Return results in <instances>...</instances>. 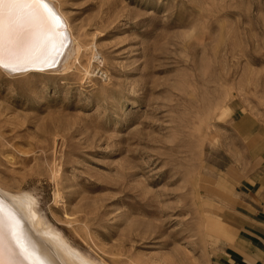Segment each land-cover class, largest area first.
<instances>
[{
	"label": "rangeland",
	"instance_id": "374dc122",
	"mask_svg": "<svg viewBox=\"0 0 264 264\" xmlns=\"http://www.w3.org/2000/svg\"><path fill=\"white\" fill-rule=\"evenodd\" d=\"M51 3L81 51L0 69V184L93 264H211L264 161V0Z\"/></svg>",
	"mask_w": 264,
	"mask_h": 264
},
{
	"label": "bare ground",
	"instance_id": "6f19581e",
	"mask_svg": "<svg viewBox=\"0 0 264 264\" xmlns=\"http://www.w3.org/2000/svg\"><path fill=\"white\" fill-rule=\"evenodd\" d=\"M44 3L47 4L48 8L54 13L62 25L61 34L65 38L64 47L59 49L58 54L53 53L52 49L56 44V40L44 34H37L31 42L25 45L27 54L31 59L28 61L21 60L15 65V71L0 68L6 73L18 74L28 71L46 70L51 68L59 57L62 56V63L68 59L67 53L71 49V42L74 40H70L66 31L67 25H65L61 14L57 13L51 0H44ZM16 39L22 40L23 35L21 34ZM45 46L47 47L48 53L54 56V59L49 58L47 63L44 62L45 54L41 53V48ZM73 46V53L77 57L81 51V46L75 41ZM13 51L24 55L23 50L14 48L6 35L5 56L7 57ZM85 72L87 74V68ZM34 201L28 194L9 192L0 184V216L4 217L5 220L11 218L16 223V234L19 237L18 241L14 239L8 233L7 227H5V234L3 238H0V252L3 253L4 259L12 260L14 264H32V261H36L37 264H93L91 263L92 261H87L84 259L85 257H81L77 251L73 250L55 229L51 227L44 229L37 224L38 216L34 211ZM10 249L15 250L14 256H9Z\"/></svg>",
	"mask_w": 264,
	"mask_h": 264
},
{
	"label": "crops",
	"instance_id": "0c3cea01",
	"mask_svg": "<svg viewBox=\"0 0 264 264\" xmlns=\"http://www.w3.org/2000/svg\"><path fill=\"white\" fill-rule=\"evenodd\" d=\"M228 190L233 201L223 216L227 240L211 264H264V161Z\"/></svg>",
	"mask_w": 264,
	"mask_h": 264
},
{
	"label": "snow or ice",
	"instance_id": "6c2138e0",
	"mask_svg": "<svg viewBox=\"0 0 264 264\" xmlns=\"http://www.w3.org/2000/svg\"><path fill=\"white\" fill-rule=\"evenodd\" d=\"M62 25L58 18L48 8L44 0H0V68L9 71H15V65L21 60L28 61L31 57L27 54L25 45L32 41L37 34H44L56 40V44L52 49L53 53L58 54L59 49L64 47V36L61 34ZM23 35L22 40L16 37ZM14 46L24 51V55H20L13 51L5 56V37ZM41 53L45 54L44 62L47 63L49 58H53L48 53L47 47L41 48ZM7 227L8 233L17 241L16 223L9 218L5 220L0 216V238L4 236V229ZM15 250H9V256H14ZM0 264H14L12 260H5L3 253L0 252ZM32 264H37L32 261Z\"/></svg>",
	"mask_w": 264,
	"mask_h": 264
}]
</instances>
